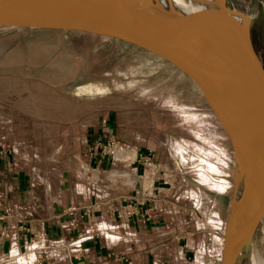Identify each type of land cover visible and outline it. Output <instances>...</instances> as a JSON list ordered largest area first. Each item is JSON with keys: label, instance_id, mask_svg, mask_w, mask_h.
<instances>
[{"label": "rangeland", "instance_id": "374dc122", "mask_svg": "<svg viewBox=\"0 0 264 264\" xmlns=\"http://www.w3.org/2000/svg\"><path fill=\"white\" fill-rule=\"evenodd\" d=\"M228 2L250 19V34L264 63V0ZM111 116L119 123L120 137L152 150L147 157L157 221L147 228L153 263L220 264L234 155L197 86L170 63L116 40L0 28V152L29 144L37 147L36 155L27 157L35 165L54 161L52 165L61 166L71 158L75 164L88 128ZM93 148L84 153L87 166L95 156ZM105 159L112 167V158ZM262 221L251 246L256 264H264ZM78 224L77 230L87 234L93 226L98 233L95 223ZM34 235L37 251L31 246L23 253H5L0 264L72 257L67 241L54 248L49 237Z\"/></svg>", "mask_w": 264, "mask_h": 264}, {"label": "water", "instance_id": "95a60500", "mask_svg": "<svg viewBox=\"0 0 264 264\" xmlns=\"http://www.w3.org/2000/svg\"><path fill=\"white\" fill-rule=\"evenodd\" d=\"M245 18L228 0H0V28L116 40L170 63L197 86L234 155L220 264H248L245 215L264 186V63ZM263 219L264 196L255 232Z\"/></svg>", "mask_w": 264, "mask_h": 264}, {"label": "crops", "instance_id": "0c3cea01", "mask_svg": "<svg viewBox=\"0 0 264 264\" xmlns=\"http://www.w3.org/2000/svg\"><path fill=\"white\" fill-rule=\"evenodd\" d=\"M109 118L102 117L99 125L88 128L82 139L83 147L75 155V164L71 158L69 163L65 159V165L61 166L52 165L54 161L35 165L27 157L36 155V146L14 144L3 148L0 152V227L7 228L11 234L0 237V255L23 253L31 246L37 251L39 245L35 242L34 247L32 240L37 233L49 237L54 248L67 241L70 252L74 254L79 249L82 257L56 256L55 261L48 259L34 264H154L149 239L151 229L147 227L157 221V215L146 219L143 213L129 214L130 205L144 211L156 203L155 181L149 177L150 170L145 172L140 162L152 156V150L133 144L130 138L120 137L119 123L112 116ZM109 139H120L134 148L135 161L131 166L120 171L112 169L100 150L94 152L87 166L86 150ZM117 172L121 175H115ZM137 191L146 199L145 206L138 205ZM12 207L18 209L15 216L1 219L6 209ZM78 222L79 228L95 223L97 236L86 237L83 228L66 231ZM152 230L157 233V229Z\"/></svg>", "mask_w": 264, "mask_h": 264}, {"label": "built area", "instance_id": "2783aa9c", "mask_svg": "<svg viewBox=\"0 0 264 264\" xmlns=\"http://www.w3.org/2000/svg\"><path fill=\"white\" fill-rule=\"evenodd\" d=\"M96 150H100L103 157H111L112 161H113V166L112 169H115L116 171H120L122 170L124 167L126 166H131L134 161V154L132 153V149L130 145H127L123 142H121L118 139H109L107 140L105 143H99L97 145H95V147L93 148V152H96ZM91 153H93L92 151H90ZM133 156L132 158H130V156ZM124 156L125 158H120ZM148 157L145 160V162L143 163L144 165V170L145 172L150 170V166L151 163H148ZM115 175H121V173L117 172L115 173ZM132 181L134 180L135 176L132 174L131 175ZM136 195L139 197V199L137 200V203L139 206H145L147 204V201L145 198H143L142 194H140L139 191L136 192ZM0 197H2V194L0 193ZM156 206L152 205L149 209H146L144 211H142V209L138 208L136 205H130V213L131 215H138V214H144L143 217H145L146 219L152 218L153 216L157 215L154 213ZM16 209L15 207L12 208H8L6 209V215L2 216L1 219H3V217L7 218V217H13L15 216L16 213ZM75 209H72L71 211H73ZM78 223H72L67 230L71 231V232H75L78 229ZM92 229V230H91ZM11 234L10 231H8L7 228L5 227H0V237H5V236H9ZM37 238H43L44 236H42L41 234H35L34 235ZM97 236V234L95 235L94 230H93V226L92 228H90V230L87 231L86 237L91 238ZM76 248H80V245H76ZM72 254V252H71ZM77 254H81V252L79 251V249H76L74 254L75 257H78Z\"/></svg>", "mask_w": 264, "mask_h": 264}, {"label": "bare ground", "instance_id": "6f19581e", "mask_svg": "<svg viewBox=\"0 0 264 264\" xmlns=\"http://www.w3.org/2000/svg\"><path fill=\"white\" fill-rule=\"evenodd\" d=\"M239 20L241 22L243 21L242 18H240V17H239ZM249 24H250V19L246 17L245 18V26L249 25ZM259 145H260L261 149L264 151V139L259 141ZM256 192H257L256 196H255V198H256V200H255L256 201L255 202L256 205L255 206L256 207H254L253 210H251L250 207H249L247 212H246V215H245L246 224L244 225L245 226V229H244L245 230V235H244V243H243V245H244V251H245V258H246V261L248 262V264H256L255 261H254V258L252 256L251 246H252V241L254 240L253 238H254V234H255L254 221H255V219H256V217L258 215L259 207L262 204V199H263V196H264V186L258 187ZM253 199H252V201H253ZM254 249H255V246H254ZM257 255H258V253H257Z\"/></svg>", "mask_w": 264, "mask_h": 264}]
</instances>
